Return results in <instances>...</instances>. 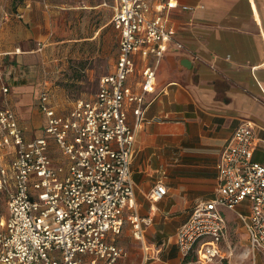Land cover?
<instances>
[{
  "label": "built area",
  "instance_id": "1",
  "mask_svg": "<svg viewBox=\"0 0 264 264\" xmlns=\"http://www.w3.org/2000/svg\"><path fill=\"white\" fill-rule=\"evenodd\" d=\"M103 4L112 7L120 37L114 69L101 77L97 93L59 112L51 90L42 88L38 106L45 115L44 133L31 139L16 111L0 108V147L14 153L11 161L0 163V191L7 196L0 264H119L128 251L117 237L127 225L141 243L140 264L161 258L164 246L148 242L147 228L168 187L157 181L149 192L150 212L142 215L132 163L137 134L153 102L146 93L155 90L157 64L176 34L167 12L179 3ZM136 55L156 59L144 69L141 93L127 83L137 69ZM232 221L243 226L254 261L258 252L264 256V140L251 119L240 121L221 151L213 196L196 202L175 233L182 258L193 257L198 264L229 258L233 249L225 241Z\"/></svg>",
  "mask_w": 264,
  "mask_h": 264
},
{
  "label": "crops",
  "instance_id": "2",
  "mask_svg": "<svg viewBox=\"0 0 264 264\" xmlns=\"http://www.w3.org/2000/svg\"><path fill=\"white\" fill-rule=\"evenodd\" d=\"M103 1L85 6H106ZM164 1L151 0L154 4ZM177 1L179 7L167 12L176 34L157 64L155 90L146 93L153 102L147 109V121L137 134L132 163L136 201L142 215L150 212L149 192L157 181L163 179L168 187V194L156 204L154 221L147 228L148 242L152 246L163 245L164 250L159 260L149 264H184L175 233L196 202L213 196L217 162L240 121L253 120L258 136L264 140V0ZM183 5L191 8L183 9ZM29 7H18L17 18L2 27V37L7 35L9 47L1 52L18 61L25 60L26 69L32 67L35 74H40L43 57L40 49H31L30 45L42 36L36 34V27L30 35L27 23L32 15L33 24L42 28V15L47 12L42 10L41 0L35 1L32 12ZM110 22L80 39H96ZM13 24L23 35L14 34ZM135 58L137 69L127 83L132 91L141 93L144 69L148 64L154 65L156 59L140 55ZM184 60L190 64L184 65ZM34 91V84L18 80L11 87L9 99L16 100L18 107L34 105ZM52 101L62 112L53 95ZM44 116L34 109L31 122L19 119L20 125L26 124L21 126L27 139L44 133ZM129 120H134L132 111ZM53 152L59 155L56 148ZM127 257L121 258L119 264H136L127 261ZM254 264H258L257 257Z\"/></svg>",
  "mask_w": 264,
  "mask_h": 264
},
{
  "label": "rangeland",
  "instance_id": "3",
  "mask_svg": "<svg viewBox=\"0 0 264 264\" xmlns=\"http://www.w3.org/2000/svg\"><path fill=\"white\" fill-rule=\"evenodd\" d=\"M35 1L38 0H22L18 3L16 0H0V43H2L0 47V108L10 106L17 111L21 122L25 123L33 118L34 109L41 112L36 101L44 87L62 89L51 90L60 111L70 108L72 102L78 98L94 96L99 90L101 77L114 69L120 37L119 30L110 22L111 8L109 6L95 8L85 6V4L95 5L101 0H41L42 10L47 12L42 15V28L33 24L32 15L27 23L30 35L34 34L36 27V34L42 36L41 40L36 39L30 45L31 49H40L43 57L40 74H35L32 67L30 70L26 69L25 60L18 61L13 55L1 52L2 49L6 50L9 47L7 35L4 34L2 37V27L13 18H17L18 7H26L29 4L30 12H32ZM106 1L110 3L112 0ZM35 18L39 21L38 15H35ZM49 22L52 23L51 26ZM108 22L110 24L100 31L96 39H80L93 35L101 25ZM12 27L14 34L23 35L18 26L13 24ZM18 80L35 85L34 105L23 104L18 107L16 100L9 99L11 87ZM4 85L8 86V91L4 90ZM21 125L25 127L26 124ZM13 156L14 153L9 149L0 147V163L11 161ZM6 215L7 196L0 191V219ZM229 216L233 218L231 213ZM117 241L127 249V261L136 264L142 261L141 244L133 237L129 225L124 228ZM225 245L229 250H231L229 245L232 246L233 254L227 259L214 260L209 264H254V254L240 222L230 223ZM257 260L258 264H264L262 253H257ZM187 261H189L188 264H198L193 257L186 261L182 258L184 264Z\"/></svg>",
  "mask_w": 264,
  "mask_h": 264
},
{
  "label": "water",
  "instance_id": "4",
  "mask_svg": "<svg viewBox=\"0 0 264 264\" xmlns=\"http://www.w3.org/2000/svg\"><path fill=\"white\" fill-rule=\"evenodd\" d=\"M182 63L186 66L190 64L189 60H184Z\"/></svg>",
  "mask_w": 264,
  "mask_h": 264
},
{
  "label": "trees",
  "instance_id": "5",
  "mask_svg": "<svg viewBox=\"0 0 264 264\" xmlns=\"http://www.w3.org/2000/svg\"><path fill=\"white\" fill-rule=\"evenodd\" d=\"M16 1H17V3H18L19 1H22V0H16ZM17 3H16V4H17Z\"/></svg>",
  "mask_w": 264,
  "mask_h": 264
},
{
  "label": "bare ground",
  "instance_id": "6",
  "mask_svg": "<svg viewBox=\"0 0 264 264\" xmlns=\"http://www.w3.org/2000/svg\"><path fill=\"white\" fill-rule=\"evenodd\" d=\"M246 257H248V256L246 255Z\"/></svg>",
  "mask_w": 264,
  "mask_h": 264
}]
</instances>
